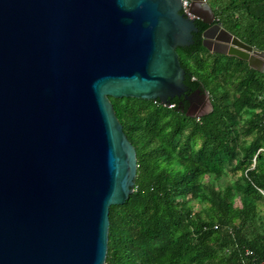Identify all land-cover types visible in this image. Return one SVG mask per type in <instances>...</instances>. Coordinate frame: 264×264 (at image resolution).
<instances>
[{
    "label": "water",
    "instance_id": "95a60500",
    "mask_svg": "<svg viewBox=\"0 0 264 264\" xmlns=\"http://www.w3.org/2000/svg\"><path fill=\"white\" fill-rule=\"evenodd\" d=\"M191 4L0 0V264H104L109 207L137 175L110 97L190 99L177 48L196 19L206 49L264 74V50Z\"/></svg>",
    "mask_w": 264,
    "mask_h": 264
},
{
    "label": "trees",
    "instance_id": "16d2710c",
    "mask_svg": "<svg viewBox=\"0 0 264 264\" xmlns=\"http://www.w3.org/2000/svg\"><path fill=\"white\" fill-rule=\"evenodd\" d=\"M207 3L225 29L264 50V0ZM196 25L193 43L177 51L184 84L188 91L208 93L209 112L189 115L177 97L169 100L172 106L158 99L110 97L135 147L137 175L129 198L109 207L104 264H259L264 259L259 208L264 74L235 56L206 49L207 25L199 19Z\"/></svg>",
    "mask_w": 264,
    "mask_h": 264
},
{
    "label": "flooded vegetation",
    "instance_id": "af4514ba",
    "mask_svg": "<svg viewBox=\"0 0 264 264\" xmlns=\"http://www.w3.org/2000/svg\"><path fill=\"white\" fill-rule=\"evenodd\" d=\"M186 93H187V96L190 97V99L186 98V96H184V95H181L180 97H177V98H179L178 105L185 108L186 112L189 115L201 116V115H203V114H205L211 110L210 103L208 101L209 95L207 92L202 91L201 89H194L191 91L190 90L188 91V89H187ZM206 94H207V96H206ZM209 100H210V98H209ZM207 104H209V109L207 112H203V113H199V114L196 113V112H199L198 110L204 109Z\"/></svg>",
    "mask_w": 264,
    "mask_h": 264
},
{
    "label": "built area",
    "instance_id": "2783aa9c",
    "mask_svg": "<svg viewBox=\"0 0 264 264\" xmlns=\"http://www.w3.org/2000/svg\"><path fill=\"white\" fill-rule=\"evenodd\" d=\"M191 3H192V0H181V9H182L184 15H186L189 18H194V15L190 12V8L192 5ZM170 106H172V105H170ZM246 254L251 255L252 252L249 250H246ZM243 264H248V263L244 261ZM259 264H264V259H262Z\"/></svg>",
    "mask_w": 264,
    "mask_h": 264
},
{
    "label": "rangeland",
    "instance_id": "374dc122",
    "mask_svg": "<svg viewBox=\"0 0 264 264\" xmlns=\"http://www.w3.org/2000/svg\"><path fill=\"white\" fill-rule=\"evenodd\" d=\"M205 2L207 3V0H205ZM209 5V4H208ZM211 8V7H210ZM206 96H207V94H206ZM208 109H209V104H207L206 106H205V108L204 109H202V110H198L199 112H196V113H203V112H207L208 111ZM247 141L249 140V138H250V136H247V137H244ZM254 161V160H253ZM229 178H231V177H229ZM235 204L236 205H240V202H239V200H238V198H236L235 199ZM205 205V203H202V204H200V203H196V206L197 207H203ZM261 210H264V201H262L261 202V204H260V207H259Z\"/></svg>",
    "mask_w": 264,
    "mask_h": 264
}]
</instances>
